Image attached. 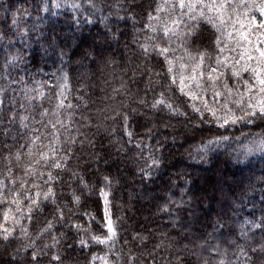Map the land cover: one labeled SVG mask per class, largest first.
Masks as SVG:
<instances>
[{
  "label": "snow or ice",
  "instance_id": "obj_1",
  "mask_svg": "<svg viewBox=\"0 0 264 264\" xmlns=\"http://www.w3.org/2000/svg\"><path fill=\"white\" fill-rule=\"evenodd\" d=\"M65 6L83 16V21L71 18L77 25L93 24L99 15L108 38L117 43L120 30L110 27V18L130 22L125 56L129 65L133 59L127 52L140 62L131 77L121 76L119 85L100 97L102 106L93 107L96 101L84 82L75 89L78 103H73V63L77 71L118 63L104 54L103 44L84 50L74 62L66 60L54 26L46 32L40 24L27 23L28 9L17 8L10 25L0 29L3 264H161V252H166L162 264H264V187L258 206L249 196L256 191L251 179L239 195L230 191L231 200L220 202L226 210L200 228L182 218L192 201L182 197L190 190L182 187L179 200L166 192L156 208L167 215L169 229L133 228L131 241L124 240L132 246L125 251L123 246L117 250L124 205L121 215L114 205L124 181L120 168L117 174L109 170L115 150L122 162L132 160L134 178L154 182L171 149L183 147L178 139L204 125L213 132V124L216 130L260 127L259 133H242L244 142L232 158L237 164L250 156L264 158V0H39L37 19L45 20L41 13L55 17V10ZM57 49L60 67L45 73L41 65ZM230 140L212 135L185 152L193 162L207 163ZM257 183L264 185V174ZM89 200L95 210L85 207ZM153 235L162 238L152 244Z\"/></svg>",
  "mask_w": 264,
  "mask_h": 264
},
{
  "label": "trees",
  "instance_id": "obj_2",
  "mask_svg": "<svg viewBox=\"0 0 264 264\" xmlns=\"http://www.w3.org/2000/svg\"><path fill=\"white\" fill-rule=\"evenodd\" d=\"M39 0H0V29H6L10 25V14L17 8L23 12L28 9L32 15L30 18H26L27 23L40 24L41 30L48 31L49 26H54L56 35L59 37L58 43L65 50V59L71 58L74 62L86 49L96 48L100 49V45L103 44V52L105 55L111 54L118 63L110 64L105 66L100 64L99 66L93 64L92 70L89 71L87 68L81 67L79 71L76 70L77 65L73 63L72 68V91L69 94V100L73 103H78L75 97L77 92L76 88L79 87L81 82L88 85V90L91 93V100L96 101L93 107L100 105L102 101L100 97L105 93H111L112 86L119 85V78L123 76L125 79L131 77L132 68L140 62V58L133 55L132 52H127L128 56H132L133 63L128 64L126 59V49L123 47L125 42H130L132 27L129 22L127 25L124 22H116L115 17L110 18V27L119 29V43L108 38L107 30L104 25L100 23L99 15L95 17L93 24L82 22L77 25L72 22L73 16L79 17L83 21V16L79 12H74L68 7H62L55 10L57 15L51 17L48 14L45 15V20L41 23L37 19V6ZM7 7L8 11H4ZM35 38V34H34ZM67 41V46H64V41ZM19 46V41L17 42ZM134 47V46H133ZM57 55L52 58L46 64L41 66L45 73H51L56 71L60 67ZM31 55V51L27 53ZM56 61V63H53ZM0 63H2V57H0ZM85 65L89 64L88 60L84 61ZM97 67L102 71L97 70ZM128 68L125 73L124 69ZM35 71V69H32ZM37 79H47V76L37 75ZM104 81H108L105 84ZM30 83V81H29ZM93 85L95 87L93 88ZM143 87V84L140 85ZM132 90H135V86H130ZM101 89H104L102 92ZM45 106L48 104L45 102ZM175 123V121H173ZM213 132H209V125H204L202 131H195L187 134V137H181L177 141V146L183 144V147L171 149L172 155L168 158L166 167L161 170V174L154 178V182L142 183L138 178H134V165L132 160L121 161L117 156L115 150L113 151L114 162L109 165V170L113 174H117V168L121 171L118 173L124 183L116 189V199L114 201L116 215H121L120 205L123 204V214L125 221H122V228L120 231V240L117 243V250L122 246L125 251L127 248L132 246L124 245V240L128 239L131 241V232L135 228L141 229V226L146 230L151 228L154 232L166 231L169 229L168 217L166 214L158 213L156 204L157 202H163L166 199L165 193L172 195L173 199H181V188L187 187L190 191L183 195L184 200H188L189 196L192 197L191 207L187 208L182 213V218L188 221L193 228H200L203 224H206L214 220L217 214H221L223 210H226L227 204L225 203L224 208L221 207V201L225 197L231 200L229 192L235 190L236 194H240L241 188H246L249 179L252 183L256 184V191L249 194L250 198H253L257 203L260 201V188L264 187L257 183L258 178L264 174V158L259 155L250 156L243 164H237L232 157L236 155V149L238 144L243 143V134L249 132L259 133L260 127L245 126L238 124L225 129L216 130L215 124L211 125ZM92 131H95L93 129ZM138 131H142L139 130ZM181 131L183 129L181 128ZM227 135L231 138L229 145L221 146L217 148L209 157L207 163H195L188 158L185 149L190 150V146L197 145L202 139L211 138L212 135ZM236 137H241L239 142L236 141ZM100 138H98L99 140ZM162 139V137H161ZM102 142L107 146V139L103 138ZM171 141H169L170 143ZM149 143H154L150 141ZM99 148V142H98ZM142 166V165H141ZM100 167L103 169L105 166L101 163ZM191 181L190 184L185 185L184 181ZM175 181V184L172 182ZM239 185V188L237 187ZM131 194V199L129 196ZM92 199H95L94 197ZM259 206V203H258ZM85 207L89 210H95V205L89 200ZM251 211L246 209L245 213ZM259 215V213H257ZM147 217V220L145 219ZM243 218V217H241ZM86 219V218H85ZM127 229V230H125ZM210 230V229H209ZM174 234V233H173ZM157 237L153 235L152 244L156 242ZM152 244H149V250H151ZM137 253L140 249L134 248ZM166 256V252H161L157 257L158 262H161ZM0 264H3V258H0ZM99 264V261L96 262Z\"/></svg>",
  "mask_w": 264,
  "mask_h": 264
},
{
  "label": "rangeland",
  "instance_id": "obj_3",
  "mask_svg": "<svg viewBox=\"0 0 264 264\" xmlns=\"http://www.w3.org/2000/svg\"><path fill=\"white\" fill-rule=\"evenodd\" d=\"M12 14V13H11ZM11 14H10V20H11Z\"/></svg>",
  "mask_w": 264,
  "mask_h": 264
}]
</instances>
